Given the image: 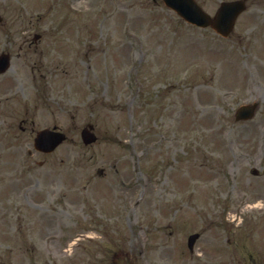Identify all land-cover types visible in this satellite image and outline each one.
Segmentation results:
<instances>
[{
  "label": "rangeland",
  "instance_id": "1",
  "mask_svg": "<svg viewBox=\"0 0 264 264\" xmlns=\"http://www.w3.org/2000/svg\"><path fill=\"white\" fill-rule=\"evenodd\" d=\"M220 1L198 0L212 15ZM248 4L223 38L161 0H0L15 22L0 49L17 52L23 25L50 27L45 57L59 68L33 80L14 56L0 77V264H112L120 251L192 264L179 251L193 232L202 249L220 233L229 253L264 259V0ZM253 102L256 117L236 122ZM54 126L67 141L29 156L32 130Z\"/></svg>",
  "mask_w": 264,
  "mask_h": 264
},
{
  "label": "water",
  "instance_id": "2",
  "mask_svg": "<svg viewBox=\"0 0 264 264\" xmlns=\"http://www.w3.org/2000/svg\"><path fill=\"white\" fill-rule=\"evenodd\" d=\"M166 4L173 8L177 13L187 21L196 24L198 26H214L220 33L227 35L235 22L238 14L245 9L243 1H233L223 3L219 9L214 21H211L210 17L203 12V10L196 4L194 0H164ZM257 109V103L252 105L241 106L237 111V120L250 119L254 116ZM85 143H91L96 140L93 133L85 129L82 133ZM65 135L44 130L39 133L35 140L36 148L45 152L54 150L63 140ZM196 236L192 237V240ZM115 264H132L129 257L126 254H121L114 259Z\"/></svg>",
  "mask_w": 264,
  "mask_h": 264
},
{
  "label": "flooded vegetation",
  "instance_id": "3",
  "mask_svg": "<svg viewBox=\"0 0 264 264\" xmlns=\"http://www.w3.org/2000/svg\"><path fill=\"white\" fill-rule=\"evenodd\" d=\"M14 23L15 22H3L2 25L9 24V28L11 29L14 27ZM35 28L36 27H29L28 25H23L22 27H20V30L16 31V38H14L15 45H17V52L14 54L8 52V55L11 56L12 62L15 56L18 60L21 61V64L23 66H30L33 78H36V76L47 77L53 74L56 75L55 72L58 69L52 68L51 62L47 57H45L46 53L43 47V42L46 38L47 33H49L50 31V27H44L43 29H40L38 31L33 30ZM11 33L12 30H8L5 32L6 38H8V40L6 41L9 44L11 43L10 38H12ZM55 33H57V31H55ZM38 54L40 55V59L37 57ZM66 71L67 70H64V72ZM17 74H21L23 76V74H25V71L22 70V73L20 72ZM225 248L226 245H222L221 236L216 235L214 236L212 245L206 246L204 249L200 247V250H202L204 253L203 260L195 261L193 259L192 264H233L234 262H241L239 256L235 252L232 255H228V251ZM191 253H194V251H191ZM250 258L251 260L254 259L253 256H250ZM252 262H255V260H253Z\"/></svg>",
  "mask_w": 264,
  "mask_h": 264
},
{
  "label": "bare ground",
  "instance_id": "4",
  "mask_svg": "<svg viewBox=\"0 0 264 264\" xmlns=\"http://www.w3.org/2000/svg\"><path fill=\"white\" fill-rule=\"evenodd\" d=\"M109 182H110L109 180H106V183H109ZM109 187L112 188V189L117 190V186H114V185H112V184H110V183H109ZM111 192H112V194H114L113 191H111Z\"/></svg>",
  "mask_w": 264,
  "mask_h": 264
}]
</instances>
